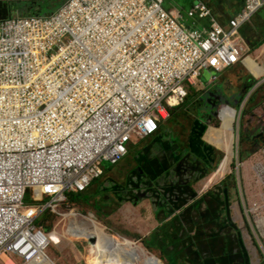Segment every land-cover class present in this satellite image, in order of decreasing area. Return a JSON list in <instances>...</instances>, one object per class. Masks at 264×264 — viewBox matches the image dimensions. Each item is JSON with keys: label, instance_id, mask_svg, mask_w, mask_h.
Instances as JSON below:
<instances>
[{"label": "built area", "instance_id": "obj_1", "mask_svg": "<svg viewBox=\"0 0 264 264\" xmlns=\"http://www.w3.org/2000/svg\"><path fill=\"white\" fill-rule=\"evenodd\" d=\"M163 1L66 0L46 16L0 20V264H17L12 255L42 264L52 241L38 219L86 192L105 163L119 164L133 144L157 134L186 101L185 80L194 84L204 70L240 62V27L264 7L247 0L226 28L207 1L196 0L189 16L209 25L187 28ZM37 188L40 202L26 205ZM246 213L264 218V206Z\"/></svg>", "mask_w": 264, "mask_h": 264}, {"label": "rangeland", "instance_id": "obj_2", "mask_svg": "<svg viewBox=\"0 0 264 264\" xmlns=\"http://www.w3.org/2000/svg\"><path fill=\"white\" fill-rule=\"evenodd\" d=\"M244 1L246 2V0ZM5 2L7 4L15 3L14 0H5ZM45 6L48 9V3ZM163 6L169 11H176L172 0H164ZM36 10L38 14L48 13L43 11L40 5L37 6ZM31 14L35 13L27 12L25 15ZM16 15L17 12L12 14L13 17ZM186 27L192 28V24L187 23ZM215 74L219 73L213 70H204L196 83L191 84L188 80L184 81L189 96L186 98L185 103L174 108L176 113L173 116L174 122L171 124L167 122L166 126L163 127H170L174 135L181 136L183 138L181 142L180 140L175 141L167 135L155 139L151 136L133 144L129 155L126 158L124 157L118 165H112L108 162L104 164L106 173L101 179V183L108 187L106 190L114 199H150L155 206L159 207L165 199H192L194 195L198 194V189L192 186L186 187L181 194V189L178 187L179 178L183 175L190 177L198 170V167L189 165L187 162L181 164V162H178V158L181 155L190 154L186 151H180L179 147H183V142L186 147L189 145V137L192 134L196 120L199 119L210 124L216 121L221 123V126L226 125L225 128L235 126L236 155L230 157L229 166L223 175L227 177L231 173L229 178L235 184H237V179L238 186L241 185V190H243L244 182H246L243 177V170L249 167L248 162L251 161V164L254 165L252 174L256 179H258V176L262 178V191L254 190L252 198L255 197L256 199L253 200L260 201L264 206V134L261 131L264 128V122L261 121L264 117V105L259 106L251 114L245 115L246 112L249 113L251 110L250 104L254 91L252 93L250 90H243L241 101L247 104L245 112L241 113L242 110L239 108L236 124L234 126L230 125L227 121L231 108L224 107L222 110L220 109L224 99L222 94H214L215 92L210 90L200 89L202 84L209 88L208 83L211 82V78ZM248 128L249 132L244 131ZM195 130L199 134L196 127ZM251 136H254V138L252 139ZM207 143L208 146L203 149L202 156L209 161L216 150H213L214 146L211 142ZM232 143H234V140ZM243 146H245V149ZM219 153L220 156L216 160V164L211 169H205L202 173H199V176L208 178L209 175L207 174L216 173L222 167V162L230 153L228 150L227 153L224 150L219 151ZM167 162L169 165H167ZM186 180L191 181L192 179ZM170 182L173 183L169 184ZM253 182L255 183V179ZM74 195L77 198L73 202L71 194L65 204L62 205L61 203L57 212L47 211L37 221L39 226L47 230L50 235L53 234L55 238L48 250V254L55 264H101L95 263L89 257L91 245L88 242L87 235L73 230L71 225L76 219L84 221L85 227L83 226V230L86 226H90L95 222L91 219L96 220L101 227H104L108 233L119 241L123 243L126 239L136 241L140 247L148 251L149 257H156L162 264H264V238L262 237L264 228L258 229L257 227V224L264 218L263 216L258 217L256 213H249L248 217L246 216L244 232L241 233L239 229H236L231 236L225 233H217L208 227L204 229V235L193 236L186 231L178 236L171 234V230L167 231L160 227L159 234L151 237L145 236L144 232V226L149 225L148 221L137 220L131 222L122 215H106L105 208L113 204V199L108 194L99 192L95 196L96 202H93L91 206L87 202L85 194ZM35 197L39 198L38 188L28 191L25 204L37 205L40 201L34 199ZM236 199H243V203H246L243 204L244 209L245 206L249 205V199H247L245 191L242 194H236ZM50 201V199H46L45 203ZM186 204L181 203L177 209L187 208ZM215 218L214 214V217L209 218V220ZM191 219L196 221L193 218ZM201 224H197L196 227ZM78 225L81 226L80 223ZM209 232L211 233L209 234ZM239 245H242L243 252L240 251L241 247ZM11 258L17 264H24V260L17 255H12ZM49 262L51 261L46 262V264Z\"/></svg>", "mask_w": 264, "mask_h": 264}, {"label": "crops", "instance_id": "obj_3", "mask_svg": "<svg viewBox=\"0 0 264 264\" xmlns=\"http://www.w3.org/2000/svg\"><path fill=\"white\" fill-rule=\"evenodd\" d=\"M14 1L15 3L8 4L9 6H15L16 8L12 11L11 16L14 12H17L16 16H27L25 14L28 11L25 9L28 5L42 6V10L48 12L45 13L47 15L56 11L57 8H59L66 0ZM172 1L176 8L175 12L180 13L181 19L185 22V24L191 23L192 27L209 25L208 19H200L198 17L195 18L187 14L189 12L188 10L194 5L196 0ZM205 1H207L212 8L218 21L226 28H230V20L241 12L247 4V0L246 2L244 0L241 2L240 0ZM46 3L49 5L48 9L46 6L44 7ZM240 30L241 32L239 33V38L244 48L242 60L234 66L226 68L220 72H216L219 73L217 74L218 79L214 80V83L209 82V88L206 87L205 84H202L200 87V89H207L211 92H215L214 94H222V98L224 99L220 109L222 110L224 107L231 108L227 122L232 126H234L235 121H237L239 112L238 109L243 105H247L241 101V94L243 90L252 91L259 87L260 92H258L256 99L251 102V110L249 111V114L254 112L259 106L264 105V7H262L248 22L243 24L240 27ZM253 82H256L259 86L255 85L251 89L247 88L248 84ZM223 95H225V97H223ZM260 103L261 105H259ZM245 115H248L247 112ZM261 121L264 122V117H262ZM212 124L213 123L210 124L207 123V121L202 122L197 119L194 124L192 134L189 137V145L186 147V144L183 142L182 148L178 146L180 151L190 153L179 156L178 162H181V164H185L187 162L189 165L198 167V170L193 175H190L193 177V180L187 181L184 179L187 175H183L179 178L178 187L181 189V194L186 187L192 186L198 189V194L194 195L192 199H165L164 202H161L162 206L159 207L155 206L150 199H114L109 191L106 190L108 187L101 183V179L104 177L106 171L100 180L94 182L91 187L82 194H85V198L90 206L93 202H96L95 196L98 195L99 192L106 195L108 194L112 197L113 204L105 208L104 212L106 215H122L131 222H135L137 220L143 222L148 221L149 225L144 226L145 236L152 237L158 235L160 227H163V229L167 231L171 230V234H176L178 236L184 234L186 231H188L189 235L193 236L204 235V229L207 227L215 230L217 233H225L229 236L235 233L236 229H239L241 233L244 232V224L247 219L246 207L260 202L253 200L256 198H252V192L254 190L258 192L262 191V184L259 183L252 174V171H254V165L251 164V161L248 162L249 167L243 170V177L246 179L243 190H241V185L238 186L239 182L237 179V184H235V182L229 178L231 173H229L227 177L226 175H223L229 166V161L231 160L230 157L236 155V133H234L235 126L218 128ZM195 127L199 130L203 129L200 135L197 134ZM263 129L261 131L264 134ZM244 131H246V129ZM208 132L214 133L216 136L215 139L221 140L218 144L223 146H219L216 140L211 141V139L207 137L209 135ZM202 133H204L203 136H201ZM251 138L253 139L254 136H251ZM233 140L234 143H232ZM207 142H211L214 146L213 150H216L209 161L202 156L203 149L208 146ZM243 147L245 149V146ZM218 150H224L226 153L228 150L230 153L227 154L228 157H226L222 162V167L216 173L212 172V174L214 173L213 175L207 174L209 175L208 178L199 176V172L202 167L205 169H211L216 164V160L220 156ZM227 161L228 163L225 164ZM167 165H169L168 162ZM253 177L255 179V183L253 182ZM172 183L173 182H170L169 184ZM242 191H245L246 197L249 199V205L245 206V209L243 204L246 203H243V199H236V194H242ZM181 203H187V208L185 207L186 211L185 208L182 210L177 209ZM214 214L216 218L209 220V218L214 217ZM191 218L196 221H192ZM200 219L202 220L199 221ZM199 223L202 224L196 227ZM210 233L211 232H209V234ZM239 246L241 249L239 247L238 248L243 252L244 250L242 245Z\"/></svg>", "mask_w": 264, "mask_h": 264}, {"label": "bare ground", "instance_id": "obj_4", "mask_svg": "<svg viewBox=\"0 0 264 264\" xmlns=\"http://www.w3.org/2000/svg\"><path fill=\"white\" fill-rule=\"evenodd\" d=\"M42 16H46V14H42ZM63 57L62 51L59 54H56V65L58 64V61L61 60ZM52 64L50 62L46 64L44 67H42V73L46 72ZM172 101L175 100V98L171 99ZM167 112L164 111V114ZM62 135H68V133L62 134ZM61 134L56 135V138H59ZM41 146L47 148V138L41 137ZM76 141V140H75ZM80 141V140H79ZM82 142V141H81ZM84 143V142H82ZM6 147V144L1 141L0 142V150L4 149ZM73 146L69 145L68 150H71ZM18 149H24V147H19ZM60 149V146L56 149ZM74 149V148H73ZM87 152V151H86ZM232 153V150H231ZM62 155H56V159H59ZM66 157V156H62ZM55 159V160H56ZM228 161L225 163L227 164ZM220 172V171H219ZM101 178L97 179L96 181L100 180ZM94 181V182H96ZM93 182V183H94ZM92 183V184H93ZM208 183V182H207ZM69 199V198H68ZM69 216V215H68ZM71 217V216H70ZM91 219V218H90ZM95 222L90 224V226H86V228L83 230L84 221H80L76 219L73 221V224L71 225L73 227L74 231H78L84 235H87V238L89 239L88 242L91 245L90 249V259H92L95 263H109V264H162V262L157 259L156 257H149L148 251H146L144 248L140 247V245L134 241V240H124V243L119 241L116 237H114L112 234L108 233L104 227H101L100 224L97 223L96 220L91 219ZM81 224L78 225V223ZM85 227V226H84ZM48 233V231L46 230ZM51 241L55 240L53 234H49ZM95 238L96 241L93 242L92 239ZM88 257V260H89ZM49 262L48 264H55L54 260L49 256L48 250L46 251V260L42 264H46V262ZM13 264V263H11Z\"/></svg>", "mask_w": 264, "mask_h": 264}, {"label": "trees", "instance_id": "obj_5", "mask_svg": "<svg viewBox=\"0 0 264 264\" xmlns=\"http://www.w3.org/2000/svg\"><path fill=\"white\" fill-rule=\"evenodd\" d=\"M257 13V12H256ZM255 13V14H256ZM254 14V15H255ZM259 86V85H257L256 84V82H253V83H251V84H248V87L247 88H249V89H251V88H253L254 86ZM261 85V84H260ZM253 91H254V96H253V99L251 100L252 102L256 99V97H257V94H258V92H260L259 91V87H257L255 90H252V93H253ZM251 93V94H252ZM250 94V95H251ZM189 96V95H188ZM187 96V97H188ZM186 102V101H185ZM184 102V103H185ZM259 105H261V103L259 104ZM246 106L247 105H243L242 107H240V110H242L241 111V113H244L245 112V108H246ZM176 108V107H175ZM255 108V107H254ZM253 108V109H254ZM172 116L168 119V120H166V121H162V125H161V127H160V131L157 133V134H155V135H152V138L153 139H155V138H158V137H160V136H162V135H167V136H169V137H172V139L173 140H175V141H178V140H180V141H182V137L181 136H176V135H174L172 132H171V130H170V127L169 128H163L164 126H166V124H167V122H168V124H171V123H173L174 121H173V116H175L176 115V113H175V111H174V108L172 109ZM247 114H249V113H247ZM244 115V114H243ZM176 120V119H175ZM236 124V123H235ZM213 126H216V127H221V128H225V126H221V123H217L216 121H214L213 122V124H212ZM224 125V124H223ZM197 129V128H196ZM198 130V132H199V134H200V132H202L203 131V129H201V130H199V129H197ZM246 131H248V129H246ZM198 134V133H197ZM212 134V135H211ZM202 135H203V133H202ZM201 135V136H202ZM208 138L209 139H211V141H215L216 140V142L217 143H219L221 140H219V139H215L216 138V136H215V134L214 133H210L209 132V135H208ZM79 196V195H78ZM75 198H77V196L76 195H74V194H72V202L75 200ZM160 206H162V204H160Z\"/></svg>", "mask_w": 264, "mask_h": 264}, {"label": "water", "instance_id": "obj_6", "mask_svg": "<svg viewBox=\"0 0 264 264\" xmlns=\"http://www.w3.org/2000/svg\"><path fill=\"white\" fill-rule=\"evenodd\" d=\"M15 9V6H9L5 0H0V20H6L10 18L12 11ZM92 241L95 242L96 239L93 238Z\"/></svg>", "mask_w": 264, "mask_h": 264}, {"label": "flooded vegetation", "instance_id": "obj_7", "mask_svg": "<svg viewBox=\"0 0 264 264\" xmlns=\"http://www.w3.org/2000/svg\"><path fill=\"white\" fill-rule=\"evenodd\" d=\"M37 6L35 5H28L27 8L25 9L26 11H28L29 13H36L38 14L37 10H36ZM205 170V168H201L200 169V172L199 173H202L203 171ZM184 179H192L193 180V177L190 176V177H185ZM188 181V180H187Z\"/></svg>", "mask_w": 264, "mask_h": 264}, {"label": "clouds", "instance_id": "obj_8", "mask_svg": "<svg viewBox=\"0 0 264 264\" xmlns=\"http://www.w3.org/2000/svg\"><path fill=\"white\" fill-rule=\"evenodd\" d=\"M149 138V137H148Z\"/></svg>", "mask_w": 264, "mask_h": 264}]
</instances>
